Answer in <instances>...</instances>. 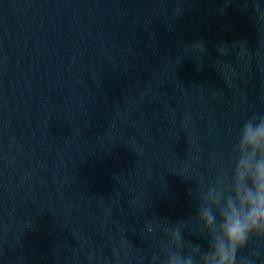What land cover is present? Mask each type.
I'll return each instance as SVG.
<instances>
[{"label": "water", "instance_id": "1", "mask_svg": "<svg viewBox=\"0 0 264 264\" xmlns=\"http://www.w3.org/2000/svg\"><path fill=\"white\" fill-rule=\"evenodd\" d=\"M254 114L264 0H0V264H162L175 226L206 251Z\"/></svg>", "mask_w": 264, "mask_h": 264}, {"label": "clouds", "instance_id": "2", "mask_svg": "<svg viewBox=\"0 0 264 264\" xmlns=\"http://www.w3.org/2000/svg\"><path fill=\"white\" fill-rule=\"evenodd\" d=\"M232 154L231 182L217 181L199 197L197 219L208 239L207 250L185 245L181 226L165 228L167 255L162 264H253L238 261V253L252 237L264 238V114L242 122ZM147 231H154L152 222Z\"/></svg>", "mask_w": 264, "mask_h": 264}]
</instances>
